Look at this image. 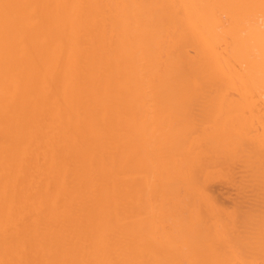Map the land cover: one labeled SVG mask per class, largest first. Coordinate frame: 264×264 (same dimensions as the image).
<instances>
[{
  "label": "bare ground",
  "instance_id": "6f19581e",
  "mask_svg": "<svg viewBox=\"0 0 264 264\" xmlns=\"http://www.w3.org/2000/svg\"><path fill=\"white\" fill-rule=\"evenodd\" d=\"M0 264H264V0H0Z\"/></svg>",
  "mask_w": 264,
  "mask_h": 264
}]
</instances>
